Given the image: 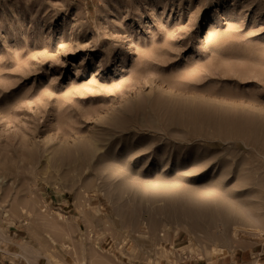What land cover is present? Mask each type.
<instances>
[{
  "label": "rangeland",
  "instance_id": "rangeland-1",
  "mask_svg": "<svg viewBox=\"0 0 264 264\" xmlns=\"http://www.w3.org/2000/svg\"><path fill=\"white\" fill-rule=\"evenodd\" d=\"M0 264H264V0H0Z\"/></svg>",
  "mask_w": 264,
  "mask_h": 264
}]
</instances>
